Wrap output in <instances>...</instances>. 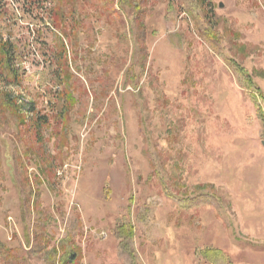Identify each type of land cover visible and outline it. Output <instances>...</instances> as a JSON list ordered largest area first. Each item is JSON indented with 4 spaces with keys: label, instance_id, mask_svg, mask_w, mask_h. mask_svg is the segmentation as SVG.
<instances>
[{
    "label": "rangeland",
    "instance_id": "rangeland-1",
    "mask_svg": "<svg viewBox=\"0 0 264 264\" xmlns=\"http://www.w3.org/2000/svg\"><path fill=\"white\" fill-rule=\"evenodd\" d=\"M0 40V264H264V0H0Z\"/></svg>",
    "mask_w": 264,
    "mask_h": 264
},
{
    "label": "trees",
    "instance_id": "trees-1",
    "mask_svg": "<svg viewBox=\"0 0 264 264\" xmlns=\"http://www.w3.org/2000/svg\"><path fill=\"white\" fill-rule=\"evenodd\" d=\"M3 65H8V50L6 49V44L2 43L0 40V66L2 67ZM240 72V74H242V72L240 70H238ZM245 77L249 87L252 86V81L249 77L248 74H243L242 78ZM244 79V78H243Z\"/></svg>",
    "mask_w": 264,
    "mask_h": 264
},
{
    "label": "water",
    "instance_id": "water-1",
    "mask_svg": "<svg viewBox=\"0 0 264 264\" xmlns=\"http://www.w3.org/2000/svg\"><path fill=\"white\" fill-rule=\"evenodd\" d=\"M263 145H264V142H263Z\"/></svg>",
    "mask_w": 264,
    "mask_h": 264
}]
</instances>
